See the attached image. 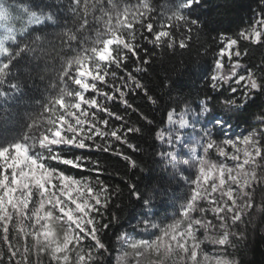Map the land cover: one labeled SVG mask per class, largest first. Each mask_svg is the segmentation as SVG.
Listing matches in <instances>:
<instances>
[{"label": "snow or ice", "instance_id": "obj_1", "mask_svg": "<svg viewBox=\"0 0 264 264\" xmlns=\"http://www.w3.org/2000/svg\"><path fill=\"white\" fill-rule=\"evenodd\" d=\"M201 7L202 0L159 10L153 0H0V106L16 105L22 125L16 135L0 134V264H113L101 233L119 221L112 209L120 189L100 179L112 175L106 159L147 171L122 148L140 152L130 141L154 120L126 119L128 110L139 112L128 97L139 91L159 104L137 74L149 71L157 49L191 48ZM249 44L264 54V8L234 36H219L212 64L201 69L204 99L181 94L165 110L166 127L148 129L161 145L155 162L171 174L159 188L126 184L139 213L116 236L115 264H240L230 250L247 239L241 225L254 214L264 219V199H255L264 192V60L242 62ZM49 59L59 65L54 82L47 63L41 69ZM37 79L48 81L43 93ZM253 108L259 112L237 139L232 120L238 127ZM161 197L174 215L161 218L167 209L154 202Z\"/></svg>", "mask_w": 264, "mask_h": 264}, {"label": "trees", "instance_id": "obj_2", "mask_svg": "<svg viewBox=\"0 0 264 264\" xmlns=\"http://www.w3.org/2000/svg\"><path fill=\"white\" fill-rule=\"evenodd\" d=\"M29 2V0H25ZM48 3L63 2V0H46ZM136 3V0H131ZM172 0H153L158 10L161 5L171 4ZM261 8H264V0H202V7L198 9L196 15L200 17L201 30L199 34L196 31L192 33L193 40L191 48L187 50H179L177 52L169 51L161 53L160 49L156 50L150 59L152 63L146 65L149 68L147 73L137 74L147 88L151 90V94L158 96L160 102L158 105H152L143 95V93L136 91L132 92L128 99L129 102L138 106L139 112H132L128 110L126 119L132 124L142 125L146 122L139 119L140 113L147 115L149 119L154 120V124L148 125L144 132L131 139L130 142L139 145L140 152H132L126 146L122 148L127 154L131 155L138 164L146 167V172H139L128 166V162L116 156H109L106 159L109 172L112 175H105L100 179L112 186H119L120 196L115 203L119 204V208H113L112 211L119 217L118 222H114L110 229L101 233L102 240L110 246L113 264H115V255L119 248V242L116 236L120 231L129 228V221L133 216L138 217L139 208L137 203L130 200L129 189L126 187L127 183H136L141 191H145L149 186L159 188L158 181L167 178L169 173L164 164H158L155 161L158 157H154L153 153L158 151L161 147L158 141H154L153 134L148 131L149 128H156L157 126L166 127V112L169 105L175 107L174 101L181 97H187L191 101L199 102L204 99V93L208 91L206 83L208 77L203 74L202 67L207 69L213 61L216 52L219 49V36L226 34L234 36L238 30L249 25L250 21H254L260 14ZM67 15V14H66ZM179 38V33H177ZM139 39V37H138ZM142 45L148 44L147 40L140 39ZM242 46L247 42H241ZM207 49V52L205 51ZM249 55L242 58V62L249 65H259L264 60V54L259 46L248 45ZM41 69L44 70V65L47 63L48 68L44 72L46 77H52L54 82V69L59 65L53 59L46 62L41 61ZM135 65H132L134 68ZM47 79L41 81L36 80V85L39 92H44V87L47 84ZM175 83L179 87L173 89L171 84ZM32 88V85H29ZM171 93V95H169ZM214 95V93H213ZM195 106V104L193 105ZM8 111H4V106H0V134L16 135L22 130V125L17 123L13 109L16 105L10 104L7 106ZM116 110L123 113V105H117ZM253 112H259L258 108H253L250 112L245 113L239 120V126L247 128L244 120L249 118ZM26 118V117H25ZM236 125L238 123L235 119ZM255 123V121H252ZM119 123V122H117ZM104 159V157H101ZM119 175H116V172ZM178 185L173 184L172 187ZM171 195V191L169 192ZM166 197L158 198L154 201L157 205V210L161 207L166 208L167 212L161 211V218L168 215V210L172 208L171 202L162 204ZM134 223V221H133ZM246 227L247 239L240 246L239 249H232L235 252V258L240 260V264H264V232L263 227L259 225L254 228V225H241V228ZM46 264V259H45Z\"/></svg>", "mask_w": 264, "mask_h": 264}, {"label": "rangeland", "instance_id": "obj_3", "mask_svg": "<svg viewBox=\"0 0 264 264\" xmlns=\"http://www.w3.org/2000/svg\"><path fill=\"white\" fill-rule=\"evenodd\" d=\"M225 59H227V58H225ZM193 107H195V106H193ZM232 124H233V129L231 130V132H234L236 134V138L239 139V134L240 133H243L245 131L246 127H243V126L236 127V122H235L234 119L232 120ZM229 134H231V133H229ZM186 150L187 149H185V151ZM212 155H213V158H215V154H212ZM184 158H187V157H184ZM227 163L231 164V161H228ZM164 166H165V168L168 171L169 176H170V174H171L170 167L167 166V165H165V164H164ZM181 191H183V190H181ZM255 199L257 201H260L261 199H264V192H261V191L257 190V192L255 193ZM176 207L177 208L179 207V204L178 203H177ZM172 215H174V212H173V209L170 208L168 210V216H172ZM248 223L251 224V225H254V228H256V226L258 227L259 225H261L263 227V232H264V219H262L260 217V215H258V214L251 215ZM209 247H211V246H209ZM119 255H120V244H119L118 251H117V253L115 255V258L118 257ZM129 259H131V257H129Z\"/></svg>", "mask_w": 264, "mask_h": 264}]
</instances>
